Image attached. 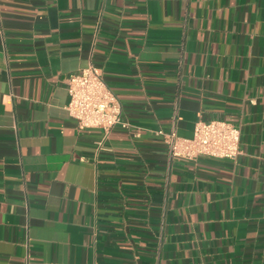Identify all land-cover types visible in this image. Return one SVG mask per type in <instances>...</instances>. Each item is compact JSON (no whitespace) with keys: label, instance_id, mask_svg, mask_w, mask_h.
Returning a JSON list of instances; mask_svg holds the SVG:
<instances>
[{"label":"crops","instance_id":"1","mask_svg":"<svg viewBox=\"0 0 264 264\" xmlns=\"http://www.w3.org/2000/svg\"><path fill=\"white\" fill-rule=\"evenodd\" d=\"M0 264H264V0H0ZM103 70L128 128L78 129ZM241 128L236 159L160 128ZM103 141V148L99 143Z\"/></svg>","mask_w":264,"mask_h":264},{"label":"built area","instance_id":"2","mask_svg":"<svg viewBox=\"0 0 264 264\" xmlns=\"http://www.w3.org/2000/svg\"><path fill=\"white\" fill-rule=\"evenodd\" d=\"M0 30L2 17L0 14ZM69 102L66 109L80 130L101 129L106 139L117 126L129 127L122 104L107 84L103 70L89 64L66 78ZM156 134L163 138L172 157L196 160L201 156L236 159L241 154V128L222 119L199 120L191 138L180 136L175 128H162ZM103 141L99 143L103 148Z\"/></svg>","mask_w":264,"mask_h":264}]
</instances>
